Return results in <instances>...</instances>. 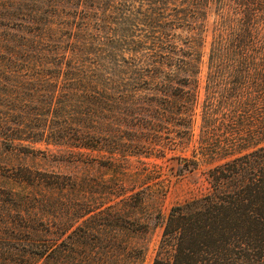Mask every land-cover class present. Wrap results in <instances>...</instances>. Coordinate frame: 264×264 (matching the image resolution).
I'll return each instance as SVG.
<instances>
[{"label":"trees","instance_id":"16d2710c","mask_svg":"<svg viewBox=\"0 0 264 264\" xmlns=\"http://www.w3.org/2000/svg\"><path fill=\"white\" fill-rule=\"evenodd\" d=\"M197 116L210 189L171 208L151 264H264V0H0V150L82 166L25 167L46 191L0 209V264H144L166 191L131 159L184 149Z\"/></svg>","mask_w":264,"mask_h":264},{"label":"rangeland","instance_id":"374dc122","mask_svg":"<svg viewBox=\"0 0 264 264\" xmlns=\"http://www.w3.org/2000/svg\"><path fill=\"white\" fill-rule=\"evenodd\" d=\"M212 17L209 18V22ZM209 34L206 37L203 50L207 52ZM204 71L198 79L197 89L199 91L200 99H203L206 94V82ZM199 117H196L194 126V136L191 143L184 149L168 152L165 157H141L139 160L135 157L131 159L132 166L145 167L148 166L152 171L151 176L147 179V185L154 188L164 187L166 193L161 201H157L155 206L160 212V218L157 225H153V217L150 219L152 227L148 235V249L144 264H151L154 251L162 233V223L168 216L172 207L183 204L192 199L198 198L207 193L210 189V182L208 178V170L217 164L218 161H205L195 154L194 148L196 146L195 138L198 134ZM38 149L44 150V145H36ZM48 154L44 155L41 152H36L32 157L29 155L26 159L20 160L15 156H10L3 150H0V209H5L9 205L11 197H17L25 194L28 191H37L38 193L46 191V188L37 186H29L21 180L20 174L23 173L25 167L30 168L33 174L39 178L40 172H48L60 175L61 179H65L70 175H81L82 166L74 164L65 157H61V151L53 146L48 147ZM179 156L186 159L197 160V164L191 168L184 165V161L173 157ZM130 166V170L136 167ZM44 186V185H43ZM55 203L49 205L50 214H62L65 205L59 204L67 203L68 191H53ZM57 201L59 203H57ZM149 203L145 209V213H154V205ZM156 205V204H155Z\"/></svg>","mask_w":264,"mask_h":264}]
</instances>
